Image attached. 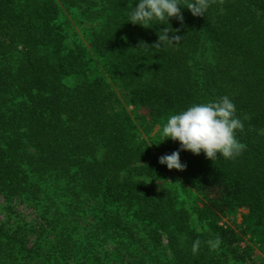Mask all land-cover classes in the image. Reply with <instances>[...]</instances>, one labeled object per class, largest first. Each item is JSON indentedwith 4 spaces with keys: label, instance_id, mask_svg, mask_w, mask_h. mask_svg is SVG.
<instances>
[{
    "label": "trees",
    "instance_id": "16d2710c",
    "mask_svg": "<svg viewBox=\"0 0 264 264\" xmlns=\"http://www.w3.org/2000/svg\"><path fill=\"white\" fill-rule=\"evenodd\" d=\"M60 2L83 17L85 44L67 42ZM60 2L0 0V264H258L264 0L181 7L182 20L149 27L128 22L137 0ZM163 28L180 40L157 46ZM223 96L243 153L158 163L180 147L160 142L168 116ZM172 172L200 206L179 205Z\"/></svg>",
    "mask_w": 264,
    "mask_h": 264
},
{
    "label": "clouds",
    "instance_id": "9594fccd",
    "mask_svg": "<svg viewBox=\"0 0 264 264\" xmlns=\"http://www.w3.org/2000/svg\"><path fill=\"white\" fill-rule=\"evenodd\" d=\"M212 0H137L129 14L128 22L149 27L153 22L168 24L169 18L182 20L181 7H186L193 16L204 15ZM170 30L163 28L158 44L163 41L178 42L180 36L168 37ZM236 106L228 96L206 103H194L185 110L168 116L161 131L163 139L179 142V149L159 157L158 163L167 169L183 171L186 165L180 161V151L194 155L201 152L211 161L219 157L226 160L238 158L246 146L237 137L243 131V122L236 115ZM159 142V143H160ZM158 143V144H159Z\"/></svg>",
    "mask_w": 264,
    "mask_h": 264
},
{
    "label": "rangeland",
    "instance_id": "374dc122",
    "mask_svg": "<svg viewBox=\"0 0 264 264\" xmlns=\"http://www.w3.org/2000/svg\"><path fill=\"white\" fill-rule=\"evenodd\" d=\"M60 2V0H58ZM62 6L63 16L68 21V23L64 22L66 28H67V42L72 45L74 42H80L82 44H85V40L83 35L86 34L88 26H81L83 17L75 14H70L68 11L65 10L62 5V2H60ZM63 18V19H64ZM96 62V61H94ZM101 65L98 63H94L91 66V72L90 76H95L100 73ZM160 128L155 127L153 129V132L150 134V137L154 139L155 135L159 132ZM156 140V139H155ZM168 188H170L177 197L178 203L181 207H184L191 211L194 207L200 206L199 202V196H197L194 192L186 191L183 189L180 183V180L175 172H172V174L168 177V180L165 184ZM245 214L244 210H240L238 213L234 214L233 216H230L229 218H224L220 222V224H231L233 221L236 223H239L241 221V215ZM254 254L253 259L256 263L264 264V247H259L258 245H254Z\"/></svg>",
    "mask_w": 264,
    "mask_h": 264
}]
</instances>
